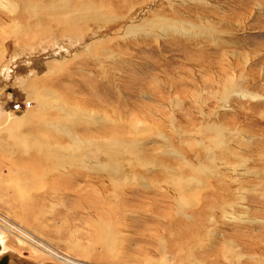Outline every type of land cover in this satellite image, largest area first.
<instances>
[{"label": "rangeland", "instance_id": "obj_1", "mask_svg": "<svg viewBox=\"0 0 264 264\" xmlns=\"http://www.w3.org/2000/svg\"><path fill=\"white\" fill-rule=\"evenodd\" d=\"M0 233L18 264H264V0H0Z\"/></svg>", "mask_w": 264, "mask_h": 264}, {"label": "bare ground", "instance_id": "obj_2", "mask_svg": "<svg viewBox=\"0 0 264 264\" xmlns=\"http://www.w3.org/2000/svg\"><path fill=\"white\" fill-rule=\"evenodd\" d=\"M22 118V117H21ZM23 119V118H22ZM21 119V120H22ZM17 121H19V123L18 122H16V121H14L13 122V120H12V124L13 125H11V128H12V132H13V134H15V135H18L17 137H18V139H20L21 140V143H23L22 145H26V141L24 142V140L26 139L24 136H22V135H20L19 134V132H17L18 131V129L19 128H16V126H21L20 124L22 123L20 120H17ZM17 132V133H16ZM27 136V135H26ZM24 138V139H23ZM26 140H28V139H26ZM51 150V149H50ZM60 163H62V162H60ZM60 163H58L59 164V166L61 165ZM55 164V163H54ZM65 164V163H64ZM63 165V164H62ZM19 229V228H18ZM13 230V229H12ZM23 230V229H22ZM22 233V232H21ZM1 234V233H0ZM23 237H24V239L26 240L27 239V241L29 242V243H34L35 241V239H34V237H33V235H31L29 232H23ZM31 240V241H34V242H30L29 240ZM37 241V240H36ZM37 245V249H35L36 250V253L39 251V253L41 254V252H42V250L45 252V253H47L48 251H50V250H52L51 248H49V247H47L46 245H44L43 243H36ZM1 245V244H0ZM34 245H35V243H34ZM48 250V251H46V250ZM1 250H2V245H1ZM0 250V251H1ZM50 253V252H49ZM49 255V254H48ZM13 258V257H12ZM11 258V259H12ZM63 258V260H65V261H71V263H73V264H84V263H80V262H78V261H76V259L75 258H72L71 257V259L70 258H68V257H62ZM12 260H14V258L12 259ZM15 261V260H14ZM16 264H18L17 262H16ZM19 264H20V262H19Z\"/></svg>", "mask_w": 264, "mask_h": 264}, {"label": "flooded vegetation", "instance_id": "obj_3", "mask_svg": "<svg viewBox=\"0 0 264 264\" xmlns=\"http://www.w3.org/2000/svg\"><path fill=\"white\" fill-rule=\"evenodd\" d=\"M0 244L2 245V250H1V245H0V264H8V257L9 253L7 252L8 250L5 249L4 244L0 241ZM22 261V260H21Z\"/></svg>", "mask_w": 264, "mask_h": 264}, {"label": "crops", "instance_id": "obj_4", "mask_svg": "<svg viewBox=\"0 0 264 264\" xmlns=\"http://www.w3.org/2000/svg\"><path fill=\"white\" fill-rule=\"evenodd\" d=\"M8 252H9V251H8ZM7 261H8V264H16V260H15V262H14V260H12V259L10 258V256L8 257ZM19 262H20V261H19ZM23 263H24V261H23ZM24 264H26V263H24Z\"/></svg>", "mask_w": 264, "mask_h": 264}, {"label": "water", "instance_id": "obj_5", "mask_svg": "<svg viewBox=\"0 0 264 264\" xmlns=\"http://www.w3.org/2000/svg\"><path fill=\"white\" fill-rule=\"evenodd\" d=\"M24 263H26V264H35L33 262H30V261H24Z\"/></svg>", "mask_w": 264, "mask_h": 264}]
</instances>
